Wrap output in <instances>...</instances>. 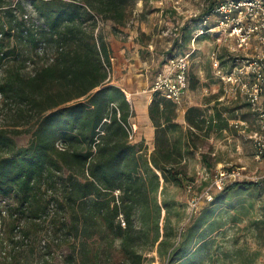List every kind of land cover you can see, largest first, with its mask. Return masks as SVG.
Masks as SVG:
<instances>
[{"label":"trees","instance_id":"obj_1","mask_svg":"<svg viewBox=\"0 0 264 264\" xmlns=\"http://www.w3.org/2000/svg\"><path fill=\"white\" fill-rule=\"evenodd\" d=\"M28 1L47 30L26 28L22 3L0 0V245L15 240L28 212L45 225V251L16 264H145L152 251L175 264L203 251L217 219L191 214L186 226L183 211L173 217L176 203L166 190L194 186L189 159L210 134L228 130L235 116H224L228 110L215 101L210 114L189 106L182 124L177 105L154 93L147 108L154 127L148 152L144 138L133 140L130 102L110 83L111 48L99 25L126 26L135 0ZM15 37L33 56L12 53L7 40ZM40 41L52 59L38 64L33 59ZM8 59L14 62L6 65ZM27 60L35 63L33 73L24 71ZM22 134L29 138L19 145L15 137ZM58 139L63 150L55 147ZM209 159L201 154L205 167L213 166ZM257 237L264 240V228ZM60 247L66 251L58 262L52 250ZM10 253H3L7 264L14 260Z\"/></svg>","mask_w":264,"mask_h":264},{"label":"rangeland","instance_id":"obj_2","mask_svg":"<svg viewBox=\"0 0 264 264\" xmlns=\"http://www.w3.org/2000/svg\"><path fill=\"white\" fill-rule=\"evenodd\" d=\"M210 1L135 0L132 17L126 26L113 28L111 21L100 22L99 25L108 42L114 39L124 48L122 53L117 50L116 55H113L114 71L130 74V82L133 80L134 85L149 96L155 76L167 68L169 60L182 52H191L189 90L177 105L178 122L185 123L181 115L189 106H198L205 113H212L215 101L219 102V109L228 110L224 116H235L229 119L228 130L210 134L200 144L194 157L189 159L188 173L195 178L193 188L189 191L187 186L183 190L174 185L167 187L168 197L176 203L173 217L183 211L186 214V226L189 225L188 217L191 214L201 221L217 219L208 246L175 264H251L250 260L255 256L252 264H261L264 240L257 237V232L264 228V160L255 158L251 135L256 127L245 96L221 78V74L229 72L237 62L229 55L228 42L219 44L214 36L203 35L192 46L189 38L200 16L207 11ZM160 8L164 11L161 12ZM178 37L182 38L181 41L177 40ZM7 45L19 58L33 56L30 46L19 43L16 37L7 40ZM213 51L218 65L222 67L220 73L219 68L214 67ZM120 60L126 62V67L118 69L117 63ZM12 62L8 59L6 65ZM112 74L111 68V78ZM129 102L134 110V116L130 118L133 140L139 142L143 139L141 128L135 133L134 126L139 111L135 110V99L130 97ZM28 138V134H22L16 136L15 140L17 144L24 145ZM144 143L150 152L151 145L145 139ZM202 153L210 156L212 167H205L201 162ZM220 168L239 169L246 180L228 189H221L214 182V175ZM197 172H203V177L196 180ZM206 191L217 197L212 200L214 202L204 200ZM20 222L22 229L16 232L15 240L9 239L5 248L0 245V264H7L4 252H11L14 260L9 264H16L35 261L45 251L40 243L42 237L48 238L44 231L45 225L33 220L28 212L23 214ZM65 251V247L52 250L54 260L59 262ZM148 256L153 259L145 264H165L156 251L150 252Z\"/></svg>","mask_w":264,"mask_h":264},{"label":"built area","instance_id":"obj_3","mask_svg":"<svg viewBox=\"0 0 264 264\" xmlns=\"http://www.w3.org/2000/svg\"><path fill=\"white\" fill-rule=\"evenodd\" d=\"M17 1L23 5L24 11L20 17L24 20L26 28L47 30L36 9L28 0H13L14 3ZM173 8L177 9L176 6ZM160 10L163 11L162 8ZM24 32L26 33V31ZM203 35L214 36L219 44L228 42L229 55L237 63L229 72L222 73L221 78L223 82L238 88L245 96L256 127L251 135L255 158L264 160V0H217L211 13L202 15L197 27L192 31L191 45L193 46L196 39ZM35 52L36 56L33 60H36L38 64L52 59L49 49L43 41L39 42ZM215 54L213 51L214 67L219 68L218 73H220L222 67L220 68L218 65ZM110 60L112 62L113 57ZM190 65L191 52L180 53L172 57L167 70L159 72L155 76L150 87L151 94L157 93L179 105L189 90ZM34 68L35 63L27 60L24 71L33 73ZM97 132L94 144L99 141L98 135L102 133L100 128L97 129ZM94 144L93 149L95 148ZM55 147L63 150L65 144L61 139H58L55 142ZM197 175L196 180L198 177H203V172H197ZM244 178L239 169L220 168L214 175V182L219 188H222L229 183L246 180ZM192 188V184L188 186L189 191ZM204 200L212 201L213 195L206 191ZM120 223L122 226L125 225L122 218ZM151 264L157 263L151 262ZM261 264H264V257H262Z\"/></svg>","mask_w":264,"mask_h":264},{"label":"crops","instance_id":"obj_4","mask_svg":"<svg viewBox=\"0 0 264 264\" xmlns=\"http://www.w3.org/2000/svg\"><path fill=\"white\" fill-rule=\"evenodd\" d=\"M109 45L111 48V57H113V60L115 59L116 51L119 50L120 53L124 51V48L121 47V44L117 42L116 40H109ZM183 53V52H182ZM114 55V56H113ZM126 62H122L121 60L118 61L117 67L118 69H121V67H126ZM168 68V65H166ZM120 67V68H119ZM167 68L164 69V71L167 70ZM112 80L110 82L118 87L121 88L123 92H125L126 98L128 101H130V97L136 100L135 102V110L139 111L137 117V123L134 125L135 133L137 130L141 128V135L142 137L147 141L148 144L151 145L153 148L154 143V127L152 126V123L148 117V105L152 99V95L150 94H144V91L138 89L136 85H134L133 80L130 82L129 76L130 74L125 73L122 74L121 72H115V66L114 63H112ZM142 75V73H141ZM137 104V105H136ZM182 117H184V112H182Z\"/></svg>","mask_w":264,"mask_h":264}]
</instances>
